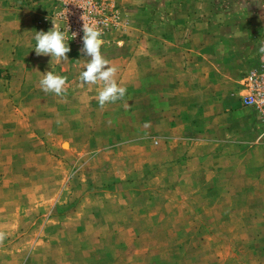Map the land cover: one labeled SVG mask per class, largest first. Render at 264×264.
I'll return each instance as SVG.
<instances>
[{
  "label": "rangeland",
  "instance_id": "1",
  "mask_svg": "<svg viewBox=\"0 0 264 264\" xmlns=\"http://www.w3.org/2000/svg\"><path fill=\"white\" fill-rule=\"evenodd\" d=\"M34 1L38 30L55 23L69 39L75 32L69 43L78 44L83 24L100 29L109 44L105 59L128 54L132 44L118 48L117 39L145 22L122 0ZM207 2H215L206 11L214 20L207 33L231 36L235 56L252 45L241 37L257 40L248 57L226 58V73L216 79L241 98L243 75L264 54L257 48L264 0ZM38 56L35 64L46 55ZM134 81L123 82L126 94L108 108L85 112L40 84L21 89L20 69L0 70V264H264V144L256 115L232 105L251 119L248 167L240 144L218 148L214 134L205 144L186 141L191 155H182L180 143L154 137L164 123L149 122L148 95ZM171 146L177 152L168 154ZM181 158L188 162L170 164Z\"/></svg>",
  "mask_w": 264,
  "mask_h": 264
},
{
  "label": "crops",
  "instance_id": "2",
  "mask_svg": "<svg viewBox=\"0 0 264 264\" xmlns=\"http://www.w3.org/2000/svg\"><path fill=\"white\" fill-rule=\"evenodd\" d=\"M33 1L0 0V70L13 74L20 69L21 89L26 86L31 89L38 88L42 72L46 70L65 76L64 91L55 95L62 103L84 106L86 112L90 106L99 104L98 92L103 88V82L93 84L81 80L83 64L88 60V57L82 56L79 51L83 42L69 43V59L57 61L55 57L51 59L50 55H46L34 63L39 56H36L35 50L32 49L36 42L31 35L38 30L35 17L39 15L40 8L37 11L32 8ZM122 3L124 9L131 10L130 15L134 13V16L139 18L143 16L145 22L138 24V34L117 39L118 48L132 44L128 54L117 53L106 59L110 66L116 68L114 78L119 85L124 86L123 82L134 78L133 86L138 89L139 95L144 98L148 95L149 122L164 123V130L154 133V137L175 141L183 148L186 141L197 144L210 142L209 137L214 134L213 142L218 148L240 144L239 152L244 155L245 165H251L254 161L249 158L251 151H254L248 143L251 136H254V133L249 131L251 119L239 115L237 109H233L232 105L242 104L241 98L235 94V99L229 89L220 88L216 79L226 73L223 67L226 58L229 60L231 56L248 57V50L255 48L254 43L257 40L250 39V36L241 37V42L252 45L246 47L243 53L236 51L235 56L232 47L228 45L231 43V36L207 33L206 28L214 20L206 11L210 6L213 8L215 2L212 4L207 0H122ZM28 9L34 15H30ZM145 11L147 14H144ZM27 15L34 19L30 21ZM144 28L146 29L143 30ZM40 30L48 29L40 27ZM120 41L122 44L118 43ZM103 43L106 44L101 45V52L109 46L108 42ZM257 48L261 55L264 43ZM34 65L42 66L41 70L32 71ZM68 73H72V76H68ZM29 78L34 82H30ZM148 78L149 82H146ZM10 89L13 90L12 87ZM109 105L110 102H106L103 106L108 108ZM226 109L228 112L221 114ZM225 118L229 122L227 126H209L208 122L217 123ZM240 125L242 126L239 127ZM258 133L259 128L256 136ZM166 151L168 154L177 152L172 146ZM261 152L264 155V149ZM180 153L191 155L188 151L185 152L184 148ZM261 160L264 170V160ZM185 161L188 162L187 159H182L170 164L179 163L183 166ZM235 173L231 174L233 178Z\"/></svg>",
  "mask_w": 264,
  "mask_h": 264
},
{
  "label": "clouds",
  "instance_id": "3",
  "mask_svg": "<svg viewBox=\"0 0 264 264\" xmlns=\"http://www.w3.org/2000/svg\"><path fill=\"white\" fill-rule=\"evenodd\" d=\"M53 23V22H52ZM72 37L76 33L71 32ZM35 45L32 49L37 55H50L51 59L55 57L57 61L69 59L67 53L70 51L69 34L62 31L55 23L47 31L36 30L34 33ZM82 47L79 51L82 56L88 57L83 64V71L80 78L85 83L103 82V88L98 92V103L103 106L106 102L116 101L126 94V87L119 85L114 74L116 68L110 66L107 59L101 54V45L103 36L100 29L94 25L83 24ZM122 44V41L118 42ZM90 57V58H89ZM50 59V60H51ZM40 86L45 92H54L60 94L64 91L66 77L52 70L42 72Z\"/></svg>",
  "mask_w": 264,
  "mask_h": 264
},
{
  "label": "built area",
  "instance_id": "4",
  "mask_svg": "<svg viewBox=\"0 0 264 264\" xmlns=\"http://www.w3.org/2000/svg\"><path fill=\"white\" fill-rule=\"evenodd\" d=\"M241 101L256 115L259 133L257 139L264 144V54L258 64L252 65L241 79Z\"/></svg>",
  "mask_w": 264,
  "mask_h": 264
}]
</instances>
